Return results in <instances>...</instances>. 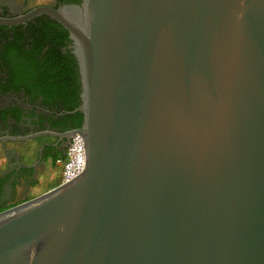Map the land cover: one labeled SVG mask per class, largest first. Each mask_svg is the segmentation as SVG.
<instances>
[{
	"label": "water",
	"instance_id": "obj_1",
	"mask_svg": "<svg viewBox=\"0 0 264 264\" xmlns=\"http://www.w3.org/2000/svg\"><path fill=\"white\" fill-rule=\"evenodd\" d=\"M79 73L85 171L0 212V264H264V0L42 6Z\"/></svg>",
	"mask_w": 264,
	"mask_h": 264
},
{
	"label": "flooded vegetation",
	"instance_id": "obj_2",
	"mask_svg": "<svg viewBox=\"0 0 264 264\" xmlns=\"http://www.w3.org/2000/svg\"><path fill=\"white\" fill-rule=\"evenodd\" d=\"M80 1L0 0V19ZM70 54L68 34L47 15L21 23H0V212L10 208L6 202L17 190L24 195L38 184L34 164L25 156L35 155L41 167L57 169L60 181L55 162L82 123L75 107L80 102L78 67L73 66ZM20 149L22 154L16 151Z\"/></svg>",
	"mask_w": 264,
	"mask_h": 264
},
{
	"label": "built area",
	"instance_id": "obj_3",
	"mask_svg": "<svg viewBox=\"0 0 264 264\" xmlns=\"http://www.w3.org/2000/svg\"><path fill=\"white\" fill-rule=\"evenodd\" d=\"M87 154L83 136L75 131L70 137L65 153L55 165L60 169L58 186H65L77 179L86 168Z\"/></svg>",
	"mask_w": 264,
	"mask_h": 264
},
{
	"label": "crops",
	"instance_id": "obj_4",
	"mask_svg": "<svg viewBox=\"0 0 264 264\" xmlns=\"http://www.w3.org/2000/svg\"><path fill=\"white\" fill-rule=\"evenodd\" d=\"M20 154L24 151L23 149L16 150ZM18 158L20 157L19 154H16ZM32 161L34 164V171H35V181L38 184L32 186L24 195L17 190V194L14 195L10 200L6 202V206L13 207L20 204L23 201L32 200L38 196L45 194L46 192L56 188L58 186V177H57V169L51 170L48 169L47 166L41 167V162L35 160V155L30 157L25 156V159ZM4 159H2L3 162ZM47 165V164H45ZM1 167L4 168V163H1ZM59 176V175H58Z\"/></svg>",
	"mask_w": 264,
	"mask_h": 264
},
{
	"label": "trees",
	"instance_id": "obj_5",
	"mask_svg": "<svg viewBox=\"0 0 264 264\" xmlns=\"http://www.w3.org/2000/svg\"><path fill=\"white\" fill-rule=\"evenodd\" d=\"M78 3H79V2H78ZM60 27H61V26H60ZM63 30H64V29H63ZM64 32L67 33L65 30H64ZM70 56H71V58L73 59V66L77 68V63H76L74 57H73L71 54H70ZM66 67H68V65H67ZM67 70H68V69L65 70V73H67ZM59 81H60V82H66V83L68 84L71 80H59ZM76 88L78 89V93H80V83L76 85ZM79 104H80V102L78 101V102L76 103V106H75V107L79 106ZM80 117L82 118V115H81V114H80Z\"/></svg>",
	"mask_w": 264,
	"mask_h": 264
}]
</instances>
